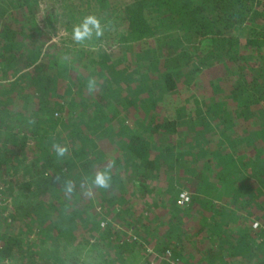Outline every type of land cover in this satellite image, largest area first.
Returning a JSON list of instances; mask_svg holds the SVG:
<instances>
[{
    "label": "trees",
    "instance_id": "obj_1",
    "mask_svg": "<svg viewBox=\"0 0 264 264\" xmlns=\"http://www.w3.org/2000/svg\"><path fill=\"white\" fill-rule=\"evenodd\" d=\"M106 1L0 0V261L264 264V0Z\"/></svg>",
    "mask_w": 264,
    "mask_h": 264
},
{
    "label": "clouds",
    "instance_id": "obj_2",
    "mask_svg": "<svg viewBox=\"0 0 264 264\" xmlns=\"http://www.w3.org/2000/svg\"><path fill=\"white\" fill-rule=\"evenodd\" d=\"M104 31L105 28L104 26H102L100 18L95 15H89L83 19L81 24L73 27L72 39L79 44V43H83V41L87 39H90L93 36V34H95L96 37L103 36ZM95 85H96L95 79H90L88 82L89 91H93L95 89ZM54 147L56 148L57 155L60 157L65 156V154L68 152V148L66 146L61 147L60 145H54ZM110 180L111 177L107 174L106 171H98L95 174V179L93 183L98 188L107 189L110 187ZM66 190L69 193L73 191L71 187V182H69L68 185L66 186Z\"/></svg>",
    "mask_w": 264,
    "mask_h": 264
},
{
    "label": "built area",
    "instance_id": "obj_3",
    "mask_svg": "<svg viewBox=\"0 0 264 264\" xmlns=\"http://www.w3.org/2000/svg\"><path fill=\"white\" fill-rule=\"evenodd\" d=\"M69 27H70L69 24H64L63 26H61L58 31H55V35L53 36V39L57 40L60 38V36H65L69 33H72L73 26L71 27V29ZM189 199H190V194L186 189H181L178 192L177 202L179 204L184 205V204L189 202ZM11 206H12L11 199L9 197L3 196L0 193V208L2 209L3 215H7L10 212ZM104 223H105V221L101 222V224H104ZM262 226H264V225H262L258 219H254L251 221V227L253 229H255V231L259 230ZM147 254H149V256H150V260H151L150 264H154V262H153L155 259L154 258V255H155L154 251L152 249H148ZM0 262H3L2 264H13L11 262V259H8V258H2Z\"/></svg>",
    "mask_w": 264,
    "mask_h": 264
},
{
    "label": "rangeland",
    "instance_id": "obj_4",
    "mask_svg": "<svg viewBox=\"0 0 264 264\" xmlns=\"http://www.w3.org/2000/svg\"><path fill=\"white\" fill-rule=\"evenodd\" d=\"M110 1H112V0H108V1H106V4L108 3V2H110ZM116 3H113L112 4V6H119V4H117L119 1L118 0H114ZM129 0H122L121 2H124V3H126V2H128ZM63 18H65V17H63ZM67 24H69V23H67ZM74 26V25H73ZM217 76V73H212V74H210V77L211 78H214V77H216ZM256 177V176H255ZM15 180V179H14ZM256 180L258 181V178L256 177ZM229 188V186L227 185V183H223L222 185H221V187H220V189L216 192V194L213 196V199L214 200H227L228 198H227V196H229L230 195V193H229V191H230V189H228ZM175 189H176V187H172V193H174L175 192ZM229 190V191H228ZM10 199H11V197H9ZM226 198V199H225ZM225 203V205H224V208L226 209V212H229L228 210L230 209V208H232V206H231V203L230 202H228V201H226V202H224ZM11 212H12V206H11V210H10V212L7 214V216H9V215H11ZM263 236V235H262ZM256 237H258L257 236V233H256ZM144 249H141V250H139V252L138 253H143L144 254V257H147L148 258V255L146 254V256H145V253H144V251H143ZM90 255H83V257H89ZM155 256V255H154Z\"/></svg>",
    "mask_w": 264,
    "mask_h": 264
}]
</instances>
